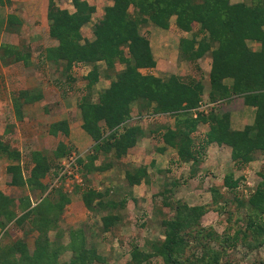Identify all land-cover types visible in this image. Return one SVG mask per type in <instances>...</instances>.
<instances>
[{"label": "trees", "instance_id": "obj_1", "mask_svg": "<svg viewBox=\"0 0 264 264\" xmlns=\"http://www.w3.org/2000/svg\"><path fill=\"white\" fill-rule=\"evenodd\" d=\"M108 1L113 5L106 6L94 24L92 41L85 39L82 29L92 23L98 6L86 0H73L75 11L71 13L60 8L57 0H49L47 14L50 36L58 44L47 48L46 60L57 70L62 68L69 81H74L70 73L76 65L92 68L84 78L86 93L78 102L83 130L95 142L88 160L77 157L85 178L93 171L113 167L108 163L94 168L100 156L112 155L121 160L138 145L144 132L138 126L128 125L135 105L140 108L137 113L140 116L146 110L150 115L167 114L175 119L174 128H165L161 138L166 146L177 152L180 162L192 165L193 176L203 163L205 150L212 144L231 148L236 169H243L258 153H264V0H249L251 3H232V0ZM0 4L4 9L11 7L12 1L0 0ZM173 17L184 32L193 33L195 26L200 29L192 39H181L179 57L190 63L203 59L205 55L211 57L209 99L216 102L242 97L246 106L256 109L252 125L233 130L231 114L212 108L208 114L197 112V118H193L191 112L199 107L205 93V85L198 77L186 82L178 75L164 79L142 72L157 67L150 42L141 33L142 28L150 24L169 29ZM22 27L23 23L16 14L0 13V37L3 33L17 35ZM249 43L259 48L255 50ZM29 45L1 44V62L5 66L22 62L30 68L33 52ZM102 78L110 81V86L100 91L96 102L94 89ZM226 81H230V85ZM42 99L39 91H21L14 98L17 118L23 120L26 104ZM201 124L208 125L210 130L198 140L196 134ZM50 131L54 135L68 136V122L53 124ZM8 133L7 128L0 136V161L7 159L10 162L7 166L8 185L28 188L31 193L41 191L44 197L36 203L28 194L15 198L6 194L0 183V264H105L106 259L89 243L82 228L70 230V242L64 245L59 223L72 200L62 189L50 191L43 182L52 172L60 176L62 162L72 157L74 148L60 143L52 155L46 151H33L30 164L23 166L21 150L3 139ZM148 171L146 166L127 170L128 185L149 184ZM64 177L67 176L62 179ZM260 177L261 181L247 200L235 198L239 206L248 211L244 218L246 227L235 237L219 235L212 228L203 226L205 215L214 206L216 211L225 210L219 205L223 199L221 188L213 186L210 205L164 202L165 207L174 209V217L161 222L164 238L152 242L146 250L134 246L126 264H154L155 259L161 264H222L228 250L236 249L239 244L251 251L260 249L264 245V169ZM242 181L243 178L235 179L230 173L225 175L223 186L238 195ZM108 194L90 188L83 190L82 200L93 213L100 207L116 210L126 206L125 199L121 205L105 203ZM119 220L121 217L117 214L103 216V231L110 232ZM13 225L26 236L38 233L33 251L24 239L8 241ZM54 230L57 237L51 240L50 233ZM249 237L253 240L250 241ZM67 251L72 256L69 261L62 262Z\"/></svg>", "mask_w": 264, "mask_h": 264}, {"label": "rangeland", "instance_id": "obj_2", "mask_svg": "<svg viewBox=\"0 0 264 264\" xmlns=\"http://www.w3.org/2000/svg\"><path fill=\"white\" fill-rule=\"evenodd\" d=\"M243 1L251 3L249 0H232V3ZM59 4L63 8L70 6L68 0H64L63 2L60 1ZM106 6V4L98 6L100 11L94 15L92 23L84 27L83 34L85 38H93V26L91 25H94L99 20ZM132 10L133 9H131V11ZM21 11L22 10L14 4L4 9L1 8L0 4V13L5 15L10 13L17 14V12L20 14ZM25 23L26 27L23 26L19 34L3 33L0 37V46L4 43H13L15 45L30 43L29 49L33 52L35 64L32 68L27 69L22 63L5 66L0 60V136H3L8 128L10 134L8 133L9 135L4 136L3 139L11 141L14 147H18L19 150H22L23 156L25 157L23 161L25 164H28L31 152L34 149L40 150V148H42L44 151L46 150V152H48L55 147V144H45L43 142L42 144H33V142L29 141V139L33 138V125H30L27 121L21 122V120L17 118L14 98L18 94V90L23 87L24 83L25 86L31 84L32 88H34L36 87L35 85L38 84L37 81H41L39 86L45 91L46 97L37 108L40 112L35 111L36 108L34 105L27 106L28 116H32L33 121L39 124L36 126V124L33 123L39 129L47 128L49 123H47V120L43 119V117L50 115L51 111L58 112V116L64 118V112L66 110L75 109L70 112L68 111L69 118L73 121V124H75L81 117V111L78 109V102L86 93L83 90L87 83L84 78L91 70V66L82 64L76 65L72 70V76L76 78V81L70 82L66 76L63 75L62 68L57 70L56 66L46 61L45 52L47 48L58 44L48 35L49 25L48 27L45 26L42 30L44 24L40 20L32 23ZM37 27L38 31L36 30ZM199 30L198 26H195L193 33L180 30L176 23V17L171 19L169 29H162L150 24L143 27L141 33L148 38L158 64L156 69L146 72L164 77H168L172 74L179 75L186 82L192 81L194 78L198 77L205 85V93H207L210 87L208 70H210L211 67L209 64L211 63V57L205 55L203 59L191 63L182 61L179 57L181 39H192L193 34H198ZM249 45L255 50L259 48L258 45L254 47V43H249ZM101 66L102 69L106 68L104 64ZM103 78L94 89L93 99L96 102L98 101L100 91L110 86V81L106 79L103 80ZM234 98L237 101L229 103L226 107L222 106L220 112L230 113L234 122L232 128L233 130L239 131L254 123L256 109L253 111L251 108L255 107H247L242 97L236 96ZM46 106L48 108H45ZM210 110L211 108L203 113L208 114ZM137 113H140V108L138 105H135L133 112V116L135 117L130 120L128 125L144 124L149 129L148 132L151 133L149 135L154 137L149 150L139 156L140 158L138 159V162L143 164V162L150 160L149 156L157 157V160L155 159L157 163L154 169H152L153 173L151 174L152 177L149 185L142 184L135 189L129 187L125 178L126 171L139 167L135 163L137 157H135L133 153L126 156V162L121 161L122 159L118 160L112 155L100 156L96 163V165L99 166L98 168H100L102 164L108 163L116 167V170L110 172L111 175L109 177H104L103 172L97 173V171H95L88 174L85 178L82 174L83 171L81 172L82 166L78 164L79 170L76 172L78 175L75 174L76 177L71 175L57 180L59 176L52 172L46 178L45 183L49 186L50 191L62 189L72 200L71 204L67 206L59 223L60 230L63 233L62 242L64 245L70 242V230L82 228L86 231L89 243L106 259L105 264H126L130 260V253L134 246H139L141 249L146 250L149 249L148 247L152 242L164 238V230L161 226V222L166 218L174 217V211H172L174 210L172 209L173 207H165L164 202H169L171 205L181 201L191 206L210 205L213 199L211 191L213 186L221 188L223 199H221L219 205L221 208L225 207V210L216 211L214 206L205 215L202 222L203 226L212 228V230L219 235L226 234L230 237H235L239 230L246 227L244 218L248 215L247 208L239 206L235 198L237 196L247 200L251 192L261 181L260 172L264 169V153H258L254 161L243 169H236L231 156V148L212 144L205 150L202 156L203 163L199 169H197L196 175L193 176L192 170L194 169L192 165L180 162L176 151L172 150V152L169 151L166 154H162L161 151L164 143L161 138L162 133L160 134V130L157 129V126L169 125L173 123L174 118L172 116H165L156 119L146 110L142 113L144 117L140 118V115L137 116ZM195 114L198 116V113ZM14 125L19 128L17 131L18 137L14 134ZM209 130L210 128L208 125H201L196 138L198 140L203 139ZM75 136V138L79 140L77 133H75ZM143 139L144 138L140 141L141 143L145 141L148 142V140ZM78 142L81 145L78 147L73 145L74 152L72 156L74 158L81 157L88 160L89 155H91L93 151L92 146L90 147V144L86 145L81 140ZM158 158H165V160H158ZM68 159L62 162V167L63 163L68 161ZM6 164L7 162L0 163V182L6 194L15 198H21L30 194L31 191L28 188L15 189L8 185ZM160 167H163L162 170H158ZM230 173L234 174L235 179L243 178L242 185L237 190L238 195L232 193L228 188L223 186L225 175ZM90 188L101 193L109 192L104 200L105 203L114 202L118 205L121 203L122 199H125L127 202L126 206L124 208L120 206V208L118 207L116 210L100 207L96 212H90L85 207L82 200L83 190ZM133 189L135 191H133ZM135 194L137 197H134ZM30 197L33 203H36L44 197V194L40 191H35L31 193ZM108 214H117L121 217V220L117 222L110 232H104L102 217ZM10 234V237L7 238L8 241L21 238L27 242L31 251L35 249V240L38 237L37 232H32L26 236L22 230L13 225L10 227ZM240 234L243 235L242 232ZM56 235L57 232L55 230L52 231L50 233L51 240H55L57 237ZM249 240L252 241L253 238L249 237ZM213 246L218 249L216 243H213ZM228 251V256L223 258L222 264H264V245L258 250L251 251L243 244H239L236 249H229ZM71 256L72 253L67 251L62 257V262L69 261ZM153 262L154 264H161L158 259H155Z\"/></svg>", "mask_w": 264, "mask_h": 264}, {"label": "crops", "instance_id": "obj_3", "mask_svg": "<svg viewBox=\"0 0 264 264\" xmlns=\"http://www.w3.org/2000/svg\"><path fill=\"white\" fill-rule=\"evenodd\" d=\"M12 1V5L14 4L15 6H17L19 9H21L22 11H21V13L19 14L18 12H17V14H16V16L20 19V21L23 23V26H25L26 25V23L25 22H30V23H32V22H35V21H38V20H40L44 25L42 26V30L44 29V27L45 26H47L48 27V25H49V30H48V35L50 36V22H49V20H48V18H47V14H48V7H49V0H11ZM60 1H64V0H57V4H58V6L60 7V8H62V9H67V10H69V12H71V13H73L74 11H75V7H74V3H73V0H68V2L70 3V6H68V7H66V8H63V7H61V5L59 4V2ZM89 4H91V5H96V6H101V5H103V4H106L107 6H112L113 5V2L112 1H108V0H86ZM100 10H99V8H98V11L97 12H99ZM28 13V14H27ZM35 18V19H34ZM94 20V19H93ZM34 24V23H33ZM46 24V25H45ZM90 25V24H89ZM88 26V25H87ZM91 26H94L93 24L91 25ZM26 27V26H25ZM86 27V26H85ZM23 28V27H22ZM38 29V27L36 28V30ZM84 29V28H83ZM83 29H82V32H83ZM92 30V29H91ZM22 31V30H21ZM38 31V30H37ZM93 32V31H92ZM84 35V34H83ZM34 36V35H33ZM85 37V36H84ZM50 38H51V36H50ZM51 39H53V38H51ZM85 39H87V37L85 38ZM94 39V35H93V38H90L89 39V37H88V40H90V41H92ZM54 40V39H53ZM55 41V40H54ZM53 47V46H52ZM254 47H257L256 46V44H254ZM153 51V50H152ZM153 54H154V52H153ZM45 55H46V53H45ZM154 57H155V55H154ZM155 60H156V58H155ZM47 61V60H46ZM157 61V60H156ZM48 62V61H47ZM22 63V62H21ZM18 64V63H17ZM23 64V63H22ZM51 64V63H50ZM209 64H211V63H209ZM24 65V64H23ZM35 64H34V59H33V55H32V66L30 67V68H32L33 66H34ZM52 65H54V64H52ZM55 66V65H54ZM87 66V65H86ZM24 67H26L25 65H24ZM157 67H158V64H157ZM156 67V68H157ZM30 68H27V69H30ZM155 68V69H156ZM92 69V68H91ZM154 70V69H153ZM91 71V70H90ZM89 71V72H90ZM146 71H149V70H142V72L144 73V74H150V73H148V72H146ZM89 72L85 75V76H87L88 74H89ZM210 72V70H208V73ZM73 74H72V71H71V73H70V76L74 79V81H70V82H75L76 81V78L75 77H73L72 76ZM153 75H155V76H157V77H161V78H164V79H168L170 76H168V77H164V76H159L158 74H153ZM172 75H174V74H172ZM179 76V75H178ZM38 82V84L37 85H35L36 87H34V88H32V85L31 84H29L28 86H25L24 84H23V87L20 89V90H18L19 92H18V94L21 92V91H33V90H36V91H39V92H41L42 93V95H43V99L41 100V101H38V102H35V103H33V104H26L25 106H24V108H23V113H24V118H23V120L21 121V122H29L30 123V125H33V131H32V137L33 138H31V139H29V141L30 142H33V144L34 143H41L42 144V142L43 143H45V144H55L54 146V148L51 150V151H48V153L50 154V155H52L53 154V152L57 149V147H58V145L60 144V143H65V144H67V145H69V146H72L73 148H74V146L73 145H76L77 147L79 146V145H81L78 141H82L83 143H85L86 145L87 144H90V147L92 146V148H93V146L95 145V142L93 141V139L83 130V119H82V115H81V117H80V119H78V121L77 122H75V124H73V121H71V119L69 118V112L70 111H73V110H75V109H72V110H66L65 112H64V118L63 117H59L58 116V112H55V111H51V114L50 115H44L45 117H43V119H45V120H47V123H49V125L47 126V128L46 129H39L38 127H36L37 125H39V124H37V123H35L34 121H33V118H32V116H28V107L27 106H29V105H34V107L36 108L35 109V111L36 112H40V110L38 109L37 110V108L41 105V102L42 101H44V99H45V97H46V93H45V91L42 89V88H40V82L41 81H37ZM35 83V82H34ZM226 84H228V85H230V82L229 81H226ZM39 86V87H38ZM49 91V90H48ZM47 92V91H46ZM209 93H210V87H209V90L207 91V93H204V96H203V101L200 103V105H199V107L203 104H212V109H218V110H220V108L223 106V107H226L229 103H232L233 101H237L235 98L233 99H231V100H218V101H216V102H213V101H211L210 99H209ZM17 94V95H18ZM198 107V108H199ZM248 107V106H247ZM45 108H48L47 106L45 107ZM249 108H251V107H249ZM79 109V108H78ZM253 109V111H254V109L255 108H251V110ZM69 111V112H68ZM68 113V114H67ZM41 114H42V112H41ZM56 114V115H55ZM81 114V113H80ZM31 115V114H30ZM63 115V114H62ZM191 115H192V117L193 118H197V114H195L193 111L191 112ZM56 116V117H55ZM137 116H139V115H137ZM151 116H153V117H155L156 119H159L160 117L162 118V117H165V116H170V115H165V114H157V115H151ZM133 117H135V116H133ZM140 118H143L144 116H139ZM231 118H232V126L234 125V122H233V117L231 116ZM54 119V120H53ZM33 121V122H32ZM62 121H67L68 122V126H69V135L68 136H66V135H64V134H62V133H59V134H57V135H54V134H52L51 133V126L53 125V124H56V123H59V122H62ZM33 123H35L36 124V126L33 124ZM46 125V124H45ZM174 125H175V119H174V121H173V123H170L169 125H158L157 127V129H159L160 130V134L161 133H163L164 132V129L165 128H167V127H170V128H174ZM201 125H203V124H201ZM200 125V126H201ZM204 125H206V124H204ZM15 126V125H14ZM131 126H138V127H140L141 129H142V131L144 132V136L142 137V138H144L143 140H148V142L147 141H145L144 143H141L140 141L142 140V138L140 139V141L138 142V145L136 146V147H134L129 153H128V155L127 156H129V154H131V153H133L134 155H135V157H137V159L135 160V163H136V165L137 166H146L147 168H148V172H149V174H150V182H151V177H152V173H153V171H152V169H154V167H155V164L157 163L156 162V160H157V157H153V156H149L150 157V160H148L147 162H143V164H141V162H138L139 160V156H141L144 152H147L148 150H149V148H150V144L152 143V140H153V136H150L149 134H151V133H149L148 132V128L144 125V124H134V125H131ZM200 126H199V129H200ZM32 127V126H31ZM15 129L13 130L14 131V134L15 135H17L16 137H18V133H17V131L19 130V128H18V126H15L14 127ZM154 129V128H153ZM199 129H198V131H199ZM151 131V130H150ZM75 133H77V135H78V139L79 140H77V138H75L76 136H75ZM199 132H197V134H198ZM197 134H196V136H197ZM150 138V139H149ZM15 140H16V138H15ZM163 148L162 149H165L163 152H162V154H166L167 152H169V151H171L172 152V150L173 151H175L173 148H171V147H168V146H166L165 144H163V146H162ZM18 148V147H17ZM33 151H36V149H34ZM32 151V152H33ZM39 151H44L42 148H40V150ZM46 151V150H45ZM21 152H22V150H21ZM31 152V153H32ZM146 154H148V153H146ZM22 155H24L23 154V152H22ZM148 156V155H147ZM177 157H178V155H177ZM126 156L125 157H123L122 158V160L121 161H125L126 162ZM156 159V160H155ZM179 159V158H178ZM23 160H25V157L23 156V159H22V164H23V166H25V165H28V164H30V161H31V157H30V160H29V162H28V164L26 163L25 164V162L23 161ZM158 160H165V158H158ZM64 161V160H63ZM1 162H7V166L10 164V162L7 160V159H2L1 161H0V163ZM87 163V162H86ZM96 167H99L98 165H95V167L94 168H96ZM163 168V167H162ZM162 168L160 167V168H158V170L160 169V170H162ZM170 169V168H169ZM112 170H116V167H112L111 169H109V170H106V171H101V170H99V171H97V173L98 172H103V175H104V177H109L110 175H111V173L110 172H112ZM6 171H7V167H6ZM93 172H95V171H93ZM49 176V175H48ZM106 179H108V178H106ZM43 182L45 183L46 182V179L45 180H43ZM1 183V182H0ZM46 184V183H45ZM143 185L145 184V185H149V184H146L145 182H143L142 183ZM141 184V185H142ZM2 185V184H1ZM141 185H136V186H134V187H131V186H129L130 188H136L137 186H141ZM12 188H15V189H19V188H17V187H12ZM133 189V191H135ZM4 190V189H3ZM41 192V191H40ZM28 195H31V193L30 194H28ZM131 195H132V193H131ZM136 196V194L134 195V197ZM137 197V196H136ZM133 199H135V198H133Z\"/></svg>", "mask_w": 264, "mask_h": 264}, {"label": "built area", "instance_id": "obj_4", "mask_svg": "<svg viewBox=\"0 0 264 264\" xmlns=\"http://www.w3.org/2000/svg\"><path fill=\"white\" fill-rule=\"evenodd\" d=\"M212 105H208V104H202L199 108L193 110L194 113L197 112H205L206 110H208L209 108H211ZM78 164H77V158H74L73 156L70 157L68 159V161L63 163V170L59 176V178H57V180L61 179L63 176H71L74 175V177H76V172L78 171ZM76 174V175H75Z\"/></svg>", "mask_w": 264, "mask_h": 264}]
</instances>
